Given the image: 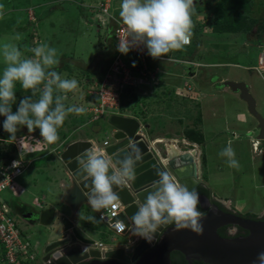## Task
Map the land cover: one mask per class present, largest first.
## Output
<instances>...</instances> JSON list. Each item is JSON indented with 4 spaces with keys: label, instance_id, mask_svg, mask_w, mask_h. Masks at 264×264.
Wrapping results in <instances>:
<instances>
[{
    "label": "rangeland",
    "instance_id": "rangeland-1",
    "mask_svg": "<svg viewBox=\"0 0 264 264\" xmlns=\"http://www.w3.org/2000/svg\"><path fill=\"white\" fill-rule=\"evenodd\" d=\"M59 1L60 2L57 0H0V45L5 42L15 43L24 53V56L29 58L34 57V54L30 50L40 44H48L57 49L60 63L58 66H55L54 69L61 66L63 70L60 73L62 78H75L79 82V87L75 92L67 93L68 99L65 103L66 105L86 107L88 102L93 100L88 94L89 86L93 83H100L105 72L108 70L107 68L109 65L107 60H109V56L112 53H110V49H112L113 42L109 37L110 33L108 27H113L114 22L109 21V16L102 14L99 10V4L97 2L100 0H91L87 5H84V1L88 0ZM94 1L96 2L94 5L95 12L91 11ZM111 1L114 2L116 6L118 0H110V2ZM208 1H211V3ZM212 1L213 0H204V3L200 4V7H196V14L193 16L195 24L201 23L204 25V29L199 35L201 40L199 49L200 55L197 54V56L207 63L224 64L218 65L217 69H212L211 72L207 68L208 71L205 72V74H207L206 81L215 79L216 82L219 83L218 76H222L226 77L228 81L244 82L247 84L250 93L256 100L257 111L264 117V74H259V72L253 68L257 64L258 55L260 53L257 47L264 46V5L260 6L258 0L255 1L253 7L249 5L250 8L247 10V17L250 18L248 20V25L251 27L250 32H240L238 34L226 33L220 36L215 35L213 31L216 18L212 12V6L215 5V2ZM28 7H32L33 13ZM69 8H71V10ZM93 14H95V16ZM117 14L119 15V13ZM94 17L96 20L92 21ZM97 20L103 21L107 28L97 26ZM17 34L20 35L19 40L15 39ZM260 41L263 42V45H261ZM178 51L186 55L195 50L192 47L186 51L187 53L183 49ZM117 52L118 50H115V55ZM132 61L133 59L130 61V64H135V66H137L136 69L141 68L139 66V61H137V64ZM150 66L149 62L146 64L147 69L144 68V65L142 66L144 71L147 70L148 75L153 74V72H149ZM4 67L3 57L2 54H0V76H2ZM169 67L172 68L173 65H169ZM213 71H216L214 73L217 75H215ZM166 72L170 71L167 70ZM155 82H157V84L159 83L158 80ZM17 85H19V83H17ZM203 87L206 88V86ZM220 87L222 90L225 88L223 86ZM211 89H213V87H211ZM138 90L139 89L136 91ZM161 90L160 92L150 90L148 92L150 96L148 97L131 93L127 88L123 91L126 93L124 95V101L125 103H130L133 101L140 102L142 99H149L150 102H152L154 95H160L159 98L160 101H162L160 108L152 107V110L146 108L141 114L142 116H139V118L143 117L142 121H144L145 124L149 119V122H151V118H156L158 119L156 121L161 123H167V120L169 121L173 116L178 118L183 117L185 120H188L187 117H189L190 120L195 118L196 115H193L192 111L197 108L195 107L193 109L191 107L192 103H189V106L182 104V111L179 106L172 103L179 97H176L174 94L176 87L170 90L167 86V92L164 90V92H162ZM228 90V92L232 93L230 89ZM176 92H178L177 94L180 96L183 94L182 91L178 89ZM231 93L224 94L221 98L216 99V104H214V106L217 109V114H220V117H217L216 121H210V119L207 121L206 119L207 122L205 125L207 129L213 127L212 130L209 129L208 131L211 130L213 133L216 132V134L208 138H203L201 136L203 139L198 141V147L202 150L201 170L203 168L202 171L204 173L202 180L206 185V189L209 192L208 197L211 200L216 198L220 203L242 214L262 216L264 215V140H259L260 148L258 151H253L251 137H249L248 134L256 133L254 137H258V130L256 129L259 124L255 117L248 111L246 103L241 101L238 96L231 95ZM27 94V92L24 93L22 97H26ZM132 96L137 97L133 100ZM19 101L17 97V101L13 106L16 107ZM183 107H185V110H183ZM133 113L136 112L134 111ZM150 115L152 117H149ZM90 118L91 115L87 112L81 115L69 114L63 126L58 130L60 139L55 144L51 145L43 141L39 129L29 133L26 126H20L17 132V146L20 148L22 155L27 159H34L38 155L42 156L40 157L42 159L43 157L55 156L58 152V146L73 139L81 137L86 138L88 133L92 135L95 134V127L98 125L104 126L106 124L107 126L108 118H104L98 123L91 122ZM223 122L226 123V126H224ZM187 124H190L189 121ZM151 125L153 126L151 131L155 132L156 125L154 123H151ZM176 127L178 128L173 131L174 134L181 135L187 126L181 128V126L177 125ZM188 135L190 136V134H187L186 137ZM103 139L104 137L101 136V142H103ZM196 139L199 140L201 138ZM212 141L213 144L208 148L207 144ZM20 142H22V144H19ZM229 143H231L236 154L235 158L239 162L238 168L229 167L227 158L219 155ZM179 145H181L180 148L184 151L191 148V146L187 144L182 145V143H180ZM0 146H4L3 143ZM52 166L48 167V173H52L53 170H55ZM7 191L10 194V189ZM4 194L3 198L6 197ZM10 200L11 202L13 201L11 195ZM228 202H231V205L226 204ZM14 218L16 222H18L25 240L28 242H36L38 244L37 240L41 241V238H45L47 236L46 233H48L50 229L39 227L38 232L32 236L33 240H30L28 237L29 231L22 223L24 219L21 214H17ZM97 222L100 223L99 225L105 233L103 238H101L104 244H108L112 238L118 236L116 232L107 230L106 227L102 225L99 218H97ZM30 235H32V232H30ZM40 246L41 245L34 246L36 247L34 252L37 256L35 262H38V264H40L41 259ZM33 263L29 262L28 264Z\"/></svg>",
    "mask_w": 264,
    "mask_h": 264
},
{
    "label": "clouds",
    "instance_id": "clouds-1",
    "mask_svg": "<svg viewBox=\"0 0 264 264\" xmlns=\"http://www.w3.org/2000/svg\"><path fill=\"white\" fill-rule=\"evenodd\" d=\"M119 8L121 19L119 21L123 22L127 33L126 39L119 40L117 50L120 53L127 55L133 48L144 45L148 55L152 58L171 60L162 56L181 50L185 46H191L194 35L193 16L196 14L194 0H121ZM15 39L19 40L20 35L17 34ZM262 48L264 46H260V51ZM30 51L34 54L32 58L25 57L15 43L5 42L0 45V54L5 64L2 76H0V116L6 117L3 129L9 134L8 139L14 141L16 146V150L12 153L14 157L18 155V152L21 153L15 141L20 126H26L29 133L39 129L43 141L51 145L60 139L58 130L63 126L69 114L81 115L87 111L84 106L66 105L65 103L68 99L67 93L75 92L79 87V82L75 78H62L61 74L54 70L55 66L60 63L57 49L48 44H40ZM187 64L191 67L197 66L193 62ZM256 66L253 68L255 69ZM17 83L24 90H32L33 95L39 93V98L33 100L31 96H26L19 101L17 110L13 111V105L17 101ZM127 88L131 90L136 87ZM119 112L121 109L102 119ZM256 130L260 135V130L258 128ZM254 134L256 133L248 135L252 137L253 151H258L259 140L262 139L258 138L259 136L254 137ZM105 142L108 144L109 141L103 142L107 145ZM191 151L193 149L183 152ZM219 155L227 158L229 167H239L231 143ZM140 158V151L135 145L115 160L96 147L85 152L80 169L91 180L92 186L87 195V201L93 210L100 212L101 209L115 208L117 205L119 209L120 197L114 188L126 185L135 179L136 165ZM13 167H17V162H13ZM157 177L158 179L153 182L152 191L148 192L146 202L140 205L138 211L129 218L131 226L119 221L117 227L121 230L127 228L133 235L143 238L148 243H152L158 230L167 224H174L177 230L190 228L194 232L202 233L203 225L200 221L204 214L198 209L199 193L194 189L189 190L188 186L180 183L167 168L159 170ZM11 215L13 217L12 210ZM89 219L94 220L95 218L90 217ZM28 243L32 248L33 243ZM37 245V243L34 244V246ZM96 246L101 249L106 248L99 246L97 242ZM31 252L36 255L32 249ZM3 261L4 257L0 264H3ZM257 262L264 264V252L258 254Z\"/></svg>",
    "mask_w": 264,
    "mask_h": 264
},
{
    "label": "water",
    "instance_id": "water-1",
    "mask_svg": "<svg viewBox=\"0 0 264 264\" xmlns=\"http://www.w3.org/2000/svg\"><path fill=\"white\" fill-rule=\"evenodd\" d=\"M189 69L191 68H188V72ZM221 86L240 94L248 106V111L259 124V138L264 140V117L257 111L256 100L247 84L226 81ZM107 127L114 130L107 145L102 142L94 145L89 140H76L68 143L59 155L70 186L62 187V207L57 209L62 213L64 206H68L79 216L70 219L57 215L56 218L57 211L54 206L26 215V218L38 222V228H50L46 233V241L39 243L41 264H173L174 253L182 254L188 264H193L194 261L206 264H258L257 256L264 252V220L243 218L224 211L204 194L199 195V208L204 214L200 221L203 225L202 233L194 232L190 228L177 230L174 224H167L158 230L155 240L148 243L125 228L121 236L122 242L104 249L97 247L96 241L90 238L86 230L82 232L77 222L79 220L92 223L88 219L98 218L99 214L87 201L91 180L80 169L81 160L88 149H102L114 160L133 145L140 151L141 158L136 165L135 179L114 188L120 197V206L117 216L110 223L123 221L131 226L129 218L146 202L153 182L158 179L159 170L167 168L189 190H195L202 183L199 178L201 168L195 158L196 151L181 152L174 147L171 150L156 149L154 143L152 145L142 134V124L135 118L113 114L107 119ZM103 129L106 128L103 127L102 131ZM102 224L114 232L109 223ZM228 225L238 226L248 234L222 237L219 229Z\"/></svg>",
    "mask_w": 264,
    "mask_h": 264
},
{
    "label": "crops",
    "instance_id": "crops-1",
    "mask_svg": "<svg viewBox=\"0 0 264 264\" xmlns=\"http://www.w3.org/2000/svg\"><path fill=\"white\" fill-rule=\"evenodd\" d=\"M57 1L60 2L59 0ZM90 1L91 0L84 1V5L89 4ZM101 1H105V0H100L97 3L99 4ZM95 3H96L95 1L94 3H92L93 8L91 11L93 12H95L94 11ZM119 6H120L119 0L116 3V6L114 2L111 3V9L109 11L110 12L109 19H111V21L113 22H114L113 18L116 19L114 17L116 16V11L119 12L120 10ZM28 9L32 11V7H28ZM69 9L71 10V8ZM93 15L95 16V14ZM118 18H119L117 19L118 21L121 20L120 17ZM102 24H103V26H101L102 28H107V26H105L106 24L104 23ZM114 24H116V22H114ZM89 26H92V25H89ZM114 26L115 25H113V27ZM113 27L112 26L108 27L109 29L108 31L110 34H112L114 31ZM192 41H193V38H192ZM200 41H201L200 37H198L195 40V42L193 41V44H191V46H189L188 49H187L188 46H185V48H183V50H185L186 52L187 50L193 47V49L195 50L194 52H189V53L186 52L187 53L186 55H183L181 53L179 54L178 50L173 52V54L178 53L181 56L179 57V59L175 58L174 56L164 57V58H169L171 60H166V59L156 60L152 58L149 59L148 62H149V65L151 66H150V71L149 70L148 71L151 73L153 72V74H149L146 77L139 76V79H138L139 82H138L137 87L132 88L130 90L131 93L149 97L150 94L148 95V92L150 90L160 92V90L163 89L165 92H167L166 91L167 86L170 88V90H172L173 88L175 89L176 87V90L178 89L182 91L183 94H181L182 96H180L177 94L178 92H176L175 90L174 94L176 95V97L177 96L179 97H177L178 99L172 103L179 106L180 109L182 108V104L189 106V103H192L191 107L193 109L195 107L197 108L192 111V114L196 115L195 118L190 120L189 117H187L188 116L187 115L186 117L188 118V120L187 119L185 120L183 117L178 118L176 116H173L174 118L171 117L172 119H170L169 121L167 120V123H161V122L156 121L158 119L151 118L152 121L149 122L150 120L149 119L148 122L145 124L144 121H142L143 117L139 118V116H142L141 114L144 112L146 108L147 109L149 108L151 110L153 109L152 107L160 108V104H162V101H160V98H159L160 95L159 96L154 95L152 102H150L149 99L148 100L142 99V101L140 102L138 101H133L130 103L126 102L123 107V111H121L123 113L121 112L118 113V115H121L124 117H130V118L137 119L142 124V131H141L143 132L142 134H144L146 138L150 140L152 145L154 143V146L156 149L171 150L172 147H174L180 150L181 152H183L184 150L182 151V149L180 148L181 147V145H179L180 143H182V145L187 144L191 146L189 150H191L194 147L193 150L196 151L195 158H196V162L199 164V168H201V163H202V154H201L202 150L200 147H198L199 140H197L196 138L198 139L202 138L201 136H203V138H208V137H213V135L216 134V132L213 133L211 131L213 127H210L207 129L205 124L207 121H209V119L210 121L212 120L216 121L217 117L218 118L220 117V114H217V109L214 106V104H216V99L221 98V96L224 94L231 93V92H228L229 91L228 87H225L223 90L220 87V84H222V82L228 81L226 77L218 76L219 77L218 81L220 84L217 83L215 79L206 81L207 74H205V72L208 71L207 68L211 72L212 69H217L218 65H224V64L213 63V62L207 63L206 61L199 58L197 54L200 55L199 53V49L201 46ZM257 48L260 50L259 46ZM188 62H193L194 64H197V66L191 67L189 64H187ZM169 65H173V67L170 68ZM189 67L191 69H189L190 71L188 72ZM167 70L173 73L166 72ZM214 72L216 71H213V73ZM214 74L217 75L216 73ZM156 80H158L159 82L158 84L157 82H155ZM203 86H206V88ZM211 87H213V89H211ZM137 89L139 90L136 91ZM163 90L161 91L164 92ZM231 95L238 96L239 99L243 101L239 93H235L232 91ZM184 108L185 107H183V110H185ZM134 111L136 113H133ZM149 117H152V116L150 115ZM188 121L193 126H191L190 124L188 125L187 124ZM151 123H154L156 125L155 132L151 131V129H153V126L151 125ZM223 123H224V126H226V123L225 122ZM177 125L181 126V128H184L185 126L189 128L186 127L185 131H183L181 135H177V134H174L173 132L175 131V129L178 128L176 127ZM103 127L106 128L107 127L106 124L104 126L98 125L97 127H95V134L93 135L91 133H88L86 138L81 137V138L73 139L71 141H67L61 146H58L57 148L58 152L55 156L43 157V159L40 158L42 157L40 155L36 156L34 159H27L24 156L25 160L31 161V165L23 173V175L18 178V180L16 181V184L10 189V194L8 191L4 192L5 194L4 193L3 194L6 196L4 200L7 202V204L11 208L13 216L15 217L17 214H21L22 218L24 219L22 223L24 224L25 227H27L29 231V236L27 234L26 235L29 237L30 240H33L32 236L38 232V222L32 218L31 219L26 218V215L29 213L34 214V213L39 212V210L41 211L46 208L54 206L57 211L56 218L58 216H62V217L67 216L68 218L71 219L74 216L76 217L79 216L78 213L72 212L71 209L68 208V206H64V208L61 210L62 213H59L60 207H62L61 201L64 197V192L62 190V187L64 188L65 186H70V183L67 180L63 165L61 164L59 160V155L62 152V150L65 148L68 142L70 143L75 140H89V141H92L94 145H97V143L99 144V142H101V136H103L104 137L103 142L104 141L110 142V137L113 134L114 130H110V128L109 129L106 128V129H103L102 131ZM203 128H204V131H203ZM209 129L211 130L208 131ZM187 134H190V136L188 135L186 137ZM251 141H252V137H251ZM212 144H213V141L207 144L208 148H210ZM50 166L55 168V170H53L52 173H48V167ZM202 170H201V175L199 176L201 180L204 175ZM10 195L13 198L12 202L10 200ZM226 204L231 205V202H228ZM77 222L80 224V229L82 232L86 230L85 232L90 236V238H92L96 242L98 241L97 243L102 244L103 247L114 246V243H120L123 241L121 239V236L123 235L125 231L122 234L118 235L117 237L112 238L108 244H104L101 241V238H103L105 233L103 229L100 227L99 225L100 223L97 222V218L92 220V223L90 222L89 224H87L86 221L78 220ZM30 232H32V235H30ZM21 235H22V238L25 240L23 236V232L21 233ZM46 237L43 239L41 238V241L37 240L38 245H40L39 244L40 242L42 241L44 242ZM34 244H36V242L32 244L33 246L31 249L33 251L35 249ZM2 258H3V249L2 247H0V263L2 261ZM33 264H38V262L34 261Z\"/></svg>",
    "mask_w": 264,
    "mask_h": 264
},
{
    "label": "built area",
    "instance_id": "built-area-1",
    "mask_svg": "<svg viewBox=\"0 0 264 264\" xmlns=\"http://www.w3.org/2000/svg\"><path fill=\"white\" fill-rule=\"evenodd\" d=\"M110 9V0L99 4V10L104 14H109ZM113 20L117 24L114 37L118 47L119 40L127 38L126 27L122 21L114 18ZM130 53L134 58L132 62L137 64L139 61L141 68L136 69L137 66L127 64L126 55L118 51L102 81L90 86L88 94L93 100L88 102L86 112L91 115V122H97L108 114L120 111L123 91L127 87H137L139 76L146 77L148 75L144 68L147 69L146 64L152 57L148 55L146 46L140 45L133 48ZM143 65L144 68H142ZM255 70L260 74L264 72V48L258 55ZM13 162H17V167H13ZM30 163L31 161L25 160L20 152L14 158L0 163V242L4 249L3 264H28L36 259V255L31 252L30 244L23 240L20 229L11 215V210L3 199V193L16 184L18 177ZM118 210V205L115 208L101 209L99 219L109 223L116 233L121 234L125 229H119L117 223H110V220L118 214ZM99 246L103 247L102 244Z\"/></svg>",
    "mask_w": 264,
    "mask_h": 264
},
{
    "label": "trees",
    "instance_id": "trees-1",
    "mask_svg": "<svg viewBox=\"0 0 264 264\" xmlns=\"http://www.w3.org/2000/svg\"><path fill=\"white\" fill-rule=\"evenodd\" d=\"M104 2L105 1H101L100 3H104ZM120 2H121V0H120ZM212 2H215V5L212 6V9H213L212 12L214 13L215 18H216V22L214 23V29H213L215 35L221 36V35H224L226 33L238 34L240 32H243V33L250 32L251 27L248 25V22H249L248 20L250 18L247 17V15H248L247 10H249L250 6L253 7V5L255 4V0H213ZM209 3H211V1ZM101 13L104 14L103 12H101ZM117 13H119V12L116 11V16H114V17L116 19H119L118 18L119 16ZM105 15L110 17V12H109V14H105ZM95 20H96V18L93 19L92 21H95ZM98 20H97L98 25L103 26V24H102L103 21H98ZM109 21H111V19H109ZM193 22H194V19H193ZM113 25H115L113 27L114 32H115V30L117 29V25L116 24H113ZM203 29H204L203 24H201V23L195 24L194 23V29H193V32H194L193 41L194 42L199 37V35L202 33ZM114 32L109 35V37L112 39L113 42H112V49H110V53L111 52L112 53L109 56V60H107L108 65H111L112 62L114 61L115 57H116L115 50H117V42H116L115 37H114L115 36ZM193 41H192V44H193ZM257 42H259V41H257ZM260 43H261V45H263L262 41H260ZM188 48H189V46L187 47V49ZM172 52L168 53L167 54L168 56L165 55L162 57H169L171 54H172L171 56H174L177 59H179V57H181L179 55L180 52H179V54L178 53L173 54ZM132 59H134L133 55L129 52L125 57L127 64L130 65V61ZM54 70L57 71L58 73H61L63 71L61 66L54 69ZM26 92L28 93L26 96H31L33 100H36L39 98L38 93L36 95H33L32 90H24L20 84L17 85L16 96L19 98V100L23 99L22 95ZM125 94H126L125 92L122 93L121 111H123V107L125 105V102H124V95ZM136 97L137 96H132V99L134 100ZM18 106H19V103L16 107L13 106V111H16ZM121 113H123V112H121ZM5 119H6V117L0 116V145L2 143L4 145V146H0V163H2L4 160L12 159V157H14L12 153L16 150V146L14 144V141L8 139L9 134L6 131H4V129H3V122ZM202 139L203 138L199 139V141H201ZM202 192H204L205 195L209 196L208 190H205V191L203 190ZM213 202L216 203L218 206H220V208L223 209L222 204L215 202V201H213ZM198 209H199V211H201V209L199 208V205H198ZM16 224H17V227L19 228V225L17 222H16ZM20 231H21V229H20ZM0 246H1V242H0ZM2 249H3V247H2ZM3 257H4V252H3ZM183 259L184 258L182 257L181 262L175 261L173 264H188L186 262V260H183ZM194 264H206V263L201 262V261L200 262L196 261V262H194Z\"/></svg>",
    "mask_w": 264,
    "mask_h": 264
},
{
    "label": "flooded vegetation",
    "instance_id": "flooded-vegetation-1",
    "mask_svg": "<svg viewBox=\"0 0 264 264\" xmlns=\"http://www.w3.org/2000/svg\"><path fill=\"white\" fill-rule=\"evenodd\" d=\"M256 1V0H255ZM258 4H260V6H263V0H258ZM194 3H195V7H200V4L204 3V0H194ZM260 47V46H259ZM199 195H203L204 192H202L203 190H207L206 189V185L205 183L202 181L201 184L198 185V187L195 189ZM205 195V194H204ZM220 207V206H219ZM223 207V210L224 211H228V212H232V213H235L236 215L238 216H241L243 218H252V219H257V218H260L261 220H264V215L262 216H252L250 214H242L238 211H235L231 208H227L225 206H222ZM222 209V208H221ZM219 234L222 236V237H225V238H231V237H239V236H243V235H247L248 232H246L245 230L243 229H240V227L238 226H234V225H228V226H225L221 229H219ZM173 257V263L176 261V262H181L182 261V257L184 258V256L180 253H174L172 255ZM185 260V258L183 259ZM196 262V261H194ZM194 264V263H193Z\"/></svg>",
    "mask_w": 264,
    "mask_h": 264
},
{
    "label": "bare ground",
    "instance_id": "bare-ground-1",
    "mask_svg": "<svg viewBox=\"0 0 264 264\" xmlns=\"http://www.w3.org/2000/svg\"><path fill=\"white\" fill-rule=\"evenodd\" d=\"M169 147V146H168ZM178 150V149H177Z\"/></svg>",
    "mask_w": 264,
    "mask_h": 264
}]
</instances>
